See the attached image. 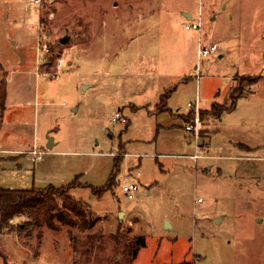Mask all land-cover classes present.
Returning <instances> with one entry per match:
<instances>
[{"label": "rangeland", "instance_id": "rangeland-1", "mask_svg": "<svg viewBox=\"0 0 264 264\" xmlns=\"http://www.w3.org/2000/svg\"><path fill=\"white\" fill-rule=\"evenodd\" d=\"M202 3L198 31L183 13L196 19L199 0H0V187L77 178L70 194L96 220L86 232L43 226L38 235L16 217L0 232V264H264V0ZM200 34L226 45L224 55L198 58ZM235 71L242 96L215 118ZM161 93L179 113L198 97L207 158L165 156L195 150L184 128L170 127L182 119L132 110ZM116 112L131 122L113 121ZM116 169L112 189L96 196L90 186ZM124 182L138 185L133 198ZM87 232L100 239L91 244Z\"/></svg>", "mask_w": 264, "mask_h": 264}, {"label": "trees", "instance_id": "trees-1", "mask_svg": "<svg viewBox=\"0 0 264 264\" xmlns=\"http://www.w3.org/2000/svg\"><path fill=\"white\" fill-rule=\"evenodd\" d=\"M1 69L2 65L0 63ZM256 78L253 77L251 79L255 81ZM240 79L237 81L238 84L233 86L229 93L230 105L221 108L213 103L209 112L211 115L219 117L224 111L231 110L235 107L237 99L241 96V85L244 81L243 77ZM167 95H161L160 101L156 105V111L165 109ZM2 108L3 103L0 109V117L2 116ZM206 113L208 112L204 109L201 110L202 118ZM189 117L190 114L187 113L185 120L189 119ZM123 154L118 153L117 156L121 157ZM116 173L117 169L112 171L108 182L104 186L99 188L90 186L92 192L96 196H102L104 192L112 189ZM80 185L83 184L75 178L69 184L59 187L52 184L45 187L31 186L26 189L0 187V232L3 230H11L13 227L10 224L11 220L19 216H23L26 219L22 224L18 225L19 229L35 227L38 230V235H40L43 226L55 231L60 230L63 225L68 226L70 229H78L80 232L91 230L95 226L96 220L92 217L90 208L84 202L72 198L70 194L73 188ZM85 186L89 185L85 184ZM69 235L71 239H75L76 237L71 231H69ZM85 236L93 244L100 239L101 234L87 232ZM132 242L127 243L126 246L130 253L135 255L137 246L136 243L134 244ZM143 245L144 241L141 243V246Z\"/></svg>", "mask_w": 264, "mask_h": 264}, {"label": "built area", "instance_id": "built-area-1", "mask_svg": "<svg viewBox=\"0 0 264 264\" xmlns=\"http://www.w3.org/2000/svg\"><path fill=\"white\" fill-rule=\"evenodd\" d=\"M35 4L39 5L41 0H32ZM203 0H199V7L197 10V18L195 19L194 14L191 15L190 19L185 23L186 29H195L198 31H202V14H203ZM198 38V45H197V57L202 58L209 55H219L222 49L215 41L211 42H204L202 34H200ZM42 48L45 51H48V45L46 42L42 43ZM198 69V64L196 65ZM187 106V113L190 114L189 119L185 120L183 123V128L186 132L189 133L190 137L194 140L195 150L192 154H190V158L193 160H197L202 154V148L199 143V138L201 137V131L203 126V118L201 116L202 108L199 105L198 97L196 96L194 101H188L186 103ZM113 121H122L127 122V118L122 116L119 112H116L115 115L112 117ZM35 158H40L38 151H34ZM122 190L127 198H133L135 193L138 190V185L134 182H124L122 184ZM201 198H198L200 200Z\"/></svg>", "mask_w": 264, "mask_h": 264}, {"label": "crops", "instance_id": "crops-1", "mask_svg": "<svg viewBox=\"0 0 264 264\" xmlns=\"http://www.w3.org/2000/svg\"><path fill=\"white\" fill-rule=\"evenodd\" d=\"M224 8H225V5H224ZM184 16H185V18L186 19H190V17H191V15L193 14V12H191L190 10H186L184 13ZM217 17V12L215 13L214 12V14L211 16V19H215ZM236 34V33H235ZM226 48H227V46L225 45L223 48H222V51H221V53L219 54V57H222L223 55H224V53H223V51H225L226 50ZM194 68H196V64L195 65H193V69ZM237 71H235V72H233L232 73V75H231V78L229 79L230 80V82H229V84H228V87H227V90H226V93H225V95L222 97V101H223V103H225V105L226 106H229V101H230V99H229V93H230V91H231V88L234 86L233 85V82L235 81V79L234 78H232L233 76H234V73H236ZM186 76V75H185ZM189 77H191V76H189ZM185 79H187L186 77H185ZM164 93H161L160 95H159V101H160V98H161V95H163ZM169 95V94H168ZM168 95H167V97H168ZM242 96V95H241ZM167 99L168 98H166V101H165V109H163V110H160V111H156L155 109H156V105L159 103V101L157 102V103H155V105L153 106V107H149L148 106V104H132L131 103V106H132V110H137V109H139V108H142V107H145L146 109H147V111L148 112H151V113H154V114H159V113H164V112H169L170 114H172V115H175V117H174V120H179V117L182 119V121L184 122L185 121V118H186V116H187V111H185L184 113H179L177 110H176V112H173L172 111V109L168 106V104H167ZM237 103V102H236ZM236 106V105H235ZM179 108V107H178ZM73 109H75V108H73ZM202 109H204V108H202ZM234 109V108H233ZM232 110V109H231ZM228 111H230V110H228ZM126 117V116H125ZM220 117V116H219ZM127 118V122L129 123V122H131L130 121V118L127 116L126 117ZM216 118V117H215ZM1 120H2V118H1ZM180 121V120H179ZM167 127H169L168 125H167ZM170 127H172L174 130L176 129V128H174V127H178V128H183V125H182V123H172V125L170 126ZM185 131V130H184ZM49 135V134H48ZM49 136H51V135H49ZM50 145H51V147L50 148H52L54 145H55V138L54 137H52L51 136V143H49ZM207 149H208V147H207ZM37 149H35L34 147L31 149V150H29L32 154H35L34 153V151H36ZM7 151V149H3V147H0V153H5ZM18 151H21V150H18ZM207 151V150H206ZM193 153V152H192ZM192 153H189V154H180V153H167V154H165V156H176V157H187V158H189L190 159V154H192ZM202 155H204V156H206V152L204 153V154H202ZM4 157H0V159H3ZM203 158H207V156L206 157H202V158H198V159H203ZM35 160H36V158H34ZM39 159V158H38ZM197 159V160H198ZM207 168H211V166L209 165ZM6 188V187H5ZM164 228L165 229H171L172 228V225H171V223L168 221V220H165V222H164Z\"/></svg>", "mask_w": 264, "mask_h": 264}, {"label": "water", "instance_id": "water-1", "mask_svg": "<svg viewBox=\"0 0 264 264\" xmlns=\"http://www.w3.org/2000/svg\"><path fill=\"white\" fill-rule=\"evenodd\" d=\"M67 38H68V36L65 35V36H63V37L60 38V41H61L62 43H64V42L67 40ZM47 137H48L47 147L50 148L51 145H50L49 143H51V136L48 135ZM120 214H121V212H120Z\"/></svg>", "mask_w": 264, "mask_h": 264}]
</instances>
